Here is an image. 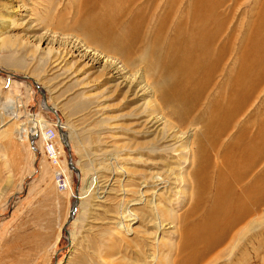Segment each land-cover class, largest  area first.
Returning <instances> with one entry per match:
<instances>
[{"label": "rangeland", "instance_id": "rangeland-1", "mask_svg": "<svg viewBox=\"0 0 264 264\" xmlns=\"http://www.w3.org/2000/svg\"><path fill=\"white\" fill-rule=\"evenodd\" d=\"M32 1L0 0V116H7L0 117V264H264V0H204L213 46L227 45L224 60L199 84L188 115L157 129L141 100L72 108L81 82L93 96H109L112 86L76 72L73 58L50 71L57 53L24 39L37 30L24 29L17 15L24 4L29 23H41L42 6ZM54 1L70 9L69 0ZM238 53L247 69L241 108L217 139L202 121ZM38 120L60 124L57 163L34 133ZM216 203L225 205L217 222L231 226L202 252L213 223L206 212Z\"/></svg>", "mask_w": 264, "mask_h": 264}, {"label": "bare ground", "instance_id": "bare-ground-1", "mask_svg": "<svg viewBox=\"0 0 264 264\" xmlns=\"http://www.w3.org/2000/svg\"><path fill=\"white\" fill-rule=\"evenodd\" d=\"M36 1L39 7L42 6L39 8V12H43L41 23H35V27L32 26L34 22L29 23L30 9H27L28 7L24 4L17 6V15H20L21 24L25 25L24 29L37 30V34L33 32L35 35L24 33V39L27 38L38 46H45L43 48L47 49L48 55L51 52L57 53L51 61L54 65L51 66L50 71L53 73L59 69L57 66L61 63L60 61L67 62L68 58H73L74 61H72L77 64L76 72L94 73L97 77L95 81L98 78H105L104 84L112 86L109 96L103 97V92L93 96L87 94L88 90H86L90 83L81 82L78 88L72 91L75 92V98H78L72 103V108L75 110L88 112L92 106L98 108L99 102L107 99L116 98L118 103L136 99L149 104L150 110L146 120L150 127L157 129L160 125L166 124V121L172 126L171 119L176 118L181 122L188 115L190 106L194 108L193 103L201 91L199 84L224 60L223 52L227 45L223 42L218 47H214L212 35L206 30L207 16L203 7L204 0H166L165 3L164 0H69L67 1L70 3L69 10L63 7V3H55L54 0ZM9 41L11 45L12 41L10 39ZM3 44L8 46L9 43L5 40ZM239 53L232 60L230 69L226 71L229 74L227 81L224 85L222 84L223 87L220 86L218 94L210 99L207 116L202 121L210 132H215L217 139L219 135L222 136L227 131V127H230V123L240 112L242 76L247 69L243 70L241 58L243 60L244 56ZM79 79L82 80L81 78L77 80ZM225 85L227 87H224ZM173 103H176L179 108L183 106L184 111L177 113L172 108ZM163 106L168 109L170 120H165L162 116ZM141 110L143 112V109ZM94 112L97 113V110L94 109ZM0 117L3 119L1 122L7 119L4 115ZM43 123L45 122L38 120L34 128L36 132L37 127H39L38 131L41 130L40 135L37 132L41 140L45 135L43 128L47 126V123L42 125ZM58 124H54V142L59 131ZM27 127V125L20 127L26 136ZM242 132L243 126L239 129L240 135L237 142L233 141L231 144L233 148L238 146L239 139L243 136ZM28 135L33 134L30 131ZM42 142L44 146L45 141L42 140ZM243 147L246 150L248 145L244 144ZM54 153L53 149L51 157L55 158L54 161L57 163ZM70 166L73 167L71 163ZM64 183L67 188L65 180ZM151 197L154 203V195L151 194ZM143 200L146 201L142 199L141 202ZM74 203L77 205V198L72 206ZM153 205L157 207L156 203ZM224 206L216 203L206 212V216L211 217L213 223L212 225L208 223L206 226L205 244L203 246L200 244L201 247L198 248L202 252L213 248L221 240L224 241L221 235L225 228L231 226L228 224L222 226L221 220L217 222L218 218L224 214ZM244 212L243 215L247 214L246 211ZM201 255L198 254L195 257L199 258Z\"/></svg>", "mask_w": 264, "mask_h": 264}, {"label": "built area", "instance_id": "built-area-1", "mask_svg": "<svg viewBox=\"0 0 264 264\" xmlns=\"http://www.w3.org/2000/svg\"><path fill=\"white\" fill-rule=\"evenodd\" d=\"M35 133H37L36 131H34ZM44 137L43 140L45 141V144H44V147L48 150L49 154L51 155L52 152H53V149H54V146H53V137L55 135V126L52 125V126H47L44 128ZM55 150V149H54ZM56 154V153H54ZM55 159V158H53ZM56 174H58V172H56ZM56 182H57V185L59 187H63L64 185V180L63 178L59 177V176H56Z\"/></svg>", "mask_w": 264, "mask_h": 264}]
</instances>
